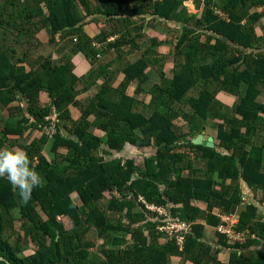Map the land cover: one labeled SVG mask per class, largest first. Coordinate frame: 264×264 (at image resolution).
Instances as JSON below:
<instances>
[{
  "label": "trees",
  "instance_id": "1",
  "mask_svg": "<svg viewBox=\"0 0 264 264\" xmlns=\"http://www.w3.org/2000/svg\"><path fill=\"white\" fill-rule=\"evenodd\" d=\"M185 1L26 0L27 5L22 10L17 0H0V121L5 123L4 130L0 132V143L8 141L9 134L23 135L28 128H36L39 136L22 149L42 178V183L32 190L30 200L21 204L7 179L0 177V257L4 259L0 264H93V251L86 241L91 232L107 242L103 244V259L96 264H172V255L179 252L192 264H264V255H247L243 251L240 255L236 249L230 253V260L224 263L218 260L219 251L209 256L211 246L200 243L204 226L195 222L200 211L191 205V201L216 198L223 203L225 210H229L230 202L215 191L212 180L181 175L182 167H178V163L183 156L175 151L181 145L180 136L173 129L171 115L161 108H157L151 117L134 110L136 100L126 93V88L132 79L137 78L140 83L146 79L151 48L141 60L126 65V78L119 87L118 99H110L100 89L83 104V114L78 120L70 116L67 106L64 107L67 102L75 101L76 95V77L67 62L52 66L51 57H40L26 72L16 65L20 59L14 60L9 48L20 44L24 34L34 36V28L37 31L47 27L51 42H55L56 34H60L61 39H69L66 46L73 45V52H83L95 64L100 54L97 47L104 44L109 35L104 32L95 38L87 35L84 31L87 17L82 15L80 6L88 14L98 12L111 20L120 18L126 28L133 24V17L144 15L182 22L181 35L174 50L176 73L173 79L156 87L154 93L160 97L163 92H168L180 99L197 85L200 78L207 79L208 83H203L197 94L189 99L201 118L206 117L207 109L215 101L216 89L239 96V101L233 106L234 116L223 115V121L231 125V131L224 130V122L217 125L220 143L230 153L200 144H195V147L203 157L211 159L209 170L218 171L221 177H235L238 174L237 162H240L243 179L252 183L257 180V175L261 176L260 163L248 158L245 135L249 133V127L246 130L241 127L249 124L250 119L259 120V114L264 112V102L259 98L264 92V36H258L255 30L264 19V13L257 12V8L264 5V0H204L205 10L201 19L187 14L183 6ZM43 8L48 10L45 20L34 22L32 19ZM128 34L124 33L116 42L109 44V48H116L121 53L125 44L137 47ZM205 60L209 62L202 64ZM107 74L105 66L94 67L81 79L90 86ZM214 82L217 86L211 92ZM41 90L46 91L50 99L44 106L38 96ZM167 100L160 97L156 101L161 106ZM22 101L26 102V108L21 106ZM101 105L110 110L103 112ZM4 108L10 113L6 117L1 113ZM53 108L57 112V122L55 131L49 135L43 131L42 125L49 124L46 116ZM14 109L21 112L19 119H13ZM91 114L98 116L95 122L107 130L105 141L108 148L102 149L107 154L119 152L126 141L137 142L134 127H141L146 134L157 133L160 139L157 164L154 158L148 159L147 171L136 179L134 174L141 173V170L134 161L123 164L114 156L109 159L96 156L101 139L88 136ZM61 120H69L73 126L61 124ZM63 128L70 133L66 134ZM144 142L150 143L151 138H144ZM59 148L66 152L59 153ZM34 157L37 158L35 166ZM156 167L159 170L155 171ZM128 184L130 187L126 186ZM163 185L165 189L161 191ZM116 189L118 196L112 198L104 210L100 202L106 193ZM125 189L129 194L124 193ZM72 194H77L83 206L73 199ZM142 198L149 204L168 206L172 203L174 207L170 211L175 219L192 222L181 251L174 239L159 231L158 227L164 220H155ZM177 204H181V208L175 207ZM137 208L141 211H136ZM110 211L127 218L130 224H113L106 215ZM250 211L248 208L243 213L240 229L248 226ZM59 216L69 220L70 227L58 221ZM207 222L217 225L219 219L207 215ZM17 224L24 244L19 239L15 243L10 241L17 233ZM117 232L129 233L131 242L127 236H120ZM108 233L116 234L111 242L112 234ZM161 239L164 243L160 242ZM226 240L221 235L220 245L228 247ZM30 243L37 244L36 250L24 255ZM19 253L23 256H18Z\"/></svg>",
  "mask_w": 264,
  "mask_h": 264
},
{
  "label": "crops",
  "instance_id": "2",
  "mask_svg": "<svg viewBox=\"0 0 264 264\" xmlns=\"http://www.w3.org/2000/svg\"><path fill=\"white\" fill-rule=\"evenodd\" d=\"M94 4L96 3L94 2ZM183 6L188 15H194L197 19L203 18L205 10L204 0H186ZM179 11H181V8ZM44 14V19L43 17H38V19L33 18L32 20H34V22L44 21L47 13L44 11ZM82 15H86L87 17V23L84 25V31L87 35L92 38L97 37L102 32L109 35L108 40L105 41L104 44H99L98 42L99 45L97 48L100 54L95 64H93L83 52H73V49H71L73 45L69 44L66 46L69 39H61L60 37L57 41L55 37V42H51L52 37L47 27H43L37 31H35L33 27L35 32L34 36H26L27 34H24L19 40L20 44L9 47L14 60L20 59V62H13H16V65H20L26 72L31 69V65L40 57H51L52 66L62 65L67 62L68 66L72 69V75L76 77V95L74 98L76 102H67L64 104V107L67 106L70 116H72L74 120H78L83 114V104L87 103L100 89H103L110 99H118L120 97L119 87L126 78L124 72L126 65L141 60L145 56L146 51L151 48V53L148 57L150 65L146 70V79L141 83L137 78L132 79L126 88V93L136 100L134 110L142 113L146 117H151L157 108H161L163 112L171 115L174 123L173 129H175L180 136L179 141L181 145L178 146L175 151L183 156L181 162L178 163V167H182L181 175L184 177H197L212 180L215 191L222 195L225 201L228 200L230 202L229 210H225L223 203L216 198H210L207 201H191V205L198 208L200 211L195 222L204 226L200 243L211 246L209 256L214 255L216 250L219 251L217 254L218 260L224 263L230 260V253L234 249H236L240 255L242 251L247 255H258L259 253L264 255V112L259 114V120L250 119L249 124L242 125L241 127V129L249 127L247 128L249 129V133L245 135L247 136V139H245V149L248 152V158L260 163L259 174H261V176L257 175V180L252 183H247L242 177L243 167L240 162H237V176L221 177L218 171H211L208 169V163L211 159L203 157L201 151L196 149L195 144L214 147L222 153H230L229 149L220 143L217 125L224 122L223 115L227 114L234 116L233 106L239 101L240 97L225 90L216 89L214 94L215 101L207 109L206 117L201 118L195 113L189 99L197 94V90L201 88L200 86L203 83H208L207 79L200 78L197 81V85L191 87L180 99H177L174 95L171 96L168 92H163L160 97L168 98V100L162 103L161 106L158 105L156 101L157 98L160 97L158 94L154 93L156 87L161 86L165 80L170 81L173 79L176 73L177 62L174 56V50L175 43L181 35L183 23L176 22L175 20L167 21L152 15H144L133 17V24L129 28H126L125 22L120 18L115 17L111 20V18L98 12L88 14L86 10L82 12ZM255 30L258 36H264V19L257 24ZM126 32L129 33V38L135 41L137 47L125 44L121 47V53H118L116 48H109V44L116 42V39ZM208 62L209 60H205L202 64ZM100 66H105L108 70V74L99 77L96 83L86 86L85 81L81 78L90 74L94 67L97 68ZM214 85L215 86L210 87L211 92H213L214 88L217 86L215 82ZM262 93L263 94H261L259 98L264 102V92ZM38 96L41 105L44 106L49 104L50 99L46 91L41 90ZM17 102L18 101L15 102V105ZM21 106L26 108V102L22 101ZM100 110L105 112L109 111L110 108L101 105ZM1 113L5 117L10 114L7 108L2 109ZM20 116L21 112L18 109H14L13 119H19ZM89 120L92 122V125H90L88 129V136L93 139H101V141H99L100 148L99 151L96 152V156L105 159L114 156V158L120 159L123 164H126L129 160L134 161L141 170V173L136 172L134 174L133 178L136 179H140L143 173L147 171L148 159L154 158V163L157 164L156 153L160 145V139L157 137V133L146 134L141 127H134V136L138 138V141H126L124 147L119 152L117 151L112 155L104 153L102 150L108 148V143L105 141L107 130L101 128L95 122L98 120V116L96 117L95 114H91ZM60 123H67L68 126H73V123L69 120H67V122L66 120H61ZM4 127L5 123L0 121V132L4 130ZM63 129L66 134L70 133L66 131L65 128ZM231 129V125L224 122V130L229 132ZM37 136H39V131L36 128H28L23 135L9 134L8 138L10 139L6 142L3 140L0 146L23 148L22 146L26 144H20L23 143L22 140L26 139V143L29 144L33 139H36ZM147 137L151 138V142L146 144L144 138ZM199 137L202 138L201 141L196 142L195 140ZM209 141L211 144H208ZM60 152L64 154L66 150L62 148ZM36 164L37 158L34 157L33 165L35 166ZM157 170L159 169L156 167L155 171ZM126 186L130 187L129 184ZM164 189V185L161 186V191H164ZM109 194L112 199L118 196V190L116 189ZM76 195L77 194H72V197ZM104 198L107 199V193ZM168 204V206L159 204L153 205L167 208L170 215L174 217L171 212L174 204ZM175 207L181 208V204H177ZM248 208L251 210L248 218V226H243L244 229H240L239 226L243 218L242 215L244 212H247ZM136 211H141V208H137ZM150 212L153 213L155 220L159 219V217L155 216L156 213ZM228 212H233L238 216L237 231L240 233V237L239 239H228L224 236L227 239L226 243L228 245V247H224L219 243L221 235L217 230L218 224L208 223L207 215H213L219 219V215ZM110 213H114L115 217L118 214L110 211L106 213L108 218V214ZM113 217L109 220L112 221ZM120 218L124 222L122 225L130 224L127 218H124L122 215ZM189 224L191 226L192 222H189ZM117 233L121 234L122 232ZM129 239H131V235L128 240ZM160 242L164 243V239H161ZM175 256L178 257L172 255V263L176 261L175 264H192L191 261L181 256V252Z\"/></svg>",
  "mask_w": 264,
  "mask_h": 264
},
{
  "label": "built area",
  "instance_id": "3",
  "mask_svg": "<svg viewBox=\"0 0 264 264\" xmlns=\"http://www.w3.org/2000/svg\"><path fill=\"white\" fill-rule=\"evenodd\" d=\"M157 1V0H155ZM258 12H264V5L257 8ZM56 40L60 39V34H56ZM49 124L42 125V129L45 133L51 135L55 131V125L57 122V112L52 109L49 116H46ZM142 200L146 203L147 208L156 213L157 217L162 218L164 222L158 227L159 231L164 233L170 239H174L177 247L182 250L184 246L185 236L191 230L190 224L182 221L181 219L173 218L167 208L163 206H157L147 203L143 198ZM238 216L233 212H228L223 215H219V223L217 230L219 234L224 235L228 239H239L240 233L237 231Z\"/></svg>",
  "mask_w": 264,
  "mask_h": 264
},
{
  "label": "clouds",
  "instance_id": "4",
  "mask_svg": "<svg viewBox=\"0 0 264 264\" xmlns=\"http://www.w3.org/2000/svg\"><path fill=\"white\" fill-rule=\"evenodd\" d=\"M0 177L7 179L21 204H26L32 190L42 183L41 175L30 165L26 151L15 146H0Z\"/></svg>",
  "mask_w": 264,
  "mask_h": 264
},
{
  "label": "rangeland",
  "instance_id": "5",
  "mask_svg": "<svg viewBox=\"0 0 264 264\" xmlns=\"http://www.w3.org/2000/svg\"><path fill=\"white\" fill-rule=\"evenodd\" d=\"M17 4H18V7L20 8V9H22V10H24V6L25 5H27L26 4V0H17ZM45 6V5H44ZM80 9H82V11H84V9L80 6L79 7ZM36 11V10H35ZM44 11L48 14V10H47V8L45 9V8H43V11L42 12H39L38 11V14H37V16H36V18H34V19H38V17H43L45 14H44ZM23 14H27V13H23ZM23 141V143H20V144H27L26 143V139L25 140H22ZM6 142V141H5ZM4 143V142H3ZM18 143V142H17ZM18 145V144H17ZM5 147H7V146H5ZM47 147V146H46ZM61 149L62 148H60V150H59V152L61 151ZM45 150H47V148H44V151ZM60 153H62V152H60ZM124 193L125 194H129V190L128 189H125L124 190ZM74 198V200H76L77 202H79V203H81V199L76 195V196H74L73 197ZM109 200H111V197H110V194L109 193H107V199H103L101 202H100V204H101V206L102 207H104V210H106V208H107V205H108V203H109ZM81 205H82V203H81ZM83 206V205H82ZM106 206V207H105ZM87 211H88V209H87ZM108 216H109V219L111 218V217H113L114 216V213H110V214H108ZM113 220V224H118V225H122V224H124V222H123V220L120 218V215L119 214H117V216L115 217H113L112 218ZM58 221H62L64 224H66V226L67 227H70V225H71V223H70V221L69 220H67V219H64L63 217H61V216H59L58 217ZM16 230H17V233L14 235V236H12V239L10 240L12 243H15L16 242V240L17 239H19L20 241H21V243L22 244H24L23 243V239H21L22 238V236H21V234H22V232H19V224H17L16 225ZM109 235H111L112 233H108ZM115 233H113L112 234V236H111V238L109 239V242H111V239L113 238V237H115ZM119 235H124V236H127L128 238L130 237V234L129 233H126V232H122L121 234H119ZM87 239H86V241L87 242H89V244L91 245V247H90V249L93 251V252H91V255H92V262H93V264H96L97 262H100V261H102V259H103V249H105V247H104V243L106 242L105 240L106 239H101V238H98V235L95 233V232H91L87 237H86ZM130 240V242H131V239H129ZM109 242H108V244H109ZM107 243V242H106ZM104 244V245H103ZM24 246V245H23ZM36 247H37V244H35V243H30V244H28L27 245V247H26V250L24 251V255H29V254H32L35 250H36ZM107 249V248H106ZM177 255V254H176ZM18 256H20V257H22L23 256V253L21 254V253H19L18 254ZM174 257H178V256H175L174 255ZM97 261V262H96ZM96 262V263H95ZM176 263V261L174 262V263H172V264H175ZM205 264V263H204Z\"/></svg>",
  "mask_w": 264,
  "mask_h": 264
},
{
  "label": "water",
  "instance_id": "6",
  "mask_svg": "<svg viewBox=\"0 0 264 264\" xmlns=\"http://www.w3.org/2000/svg\"><path fill=\"white\" fill-rule=\"evenodd\" d=\"M201 137H199L198 139H196V142H200L201 141ZM208 144H211V142L209 141ZM4 259L2 257H0V261H3ZM7 264H10L9 262H6Z\"/></svg>",
  "mask_w": 264,
  "mask_h": 264
}]
</instances>
